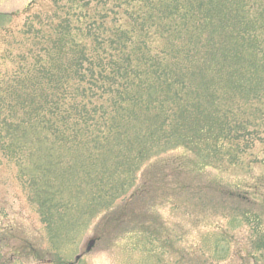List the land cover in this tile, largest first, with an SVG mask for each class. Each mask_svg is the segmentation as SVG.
<instances>
[{
    "label": "rangeland",
    "instance_id": "374dc122",
    "mask_svg": "<svg viewBox=\"0 0 264 264\" xmlns=\"http://www.w3.org/2000/svg\"><path fill=\"white\" fill-rule=\"evenodd\" d=\"M239 1L240 19L247 11L255 42L251 50L238 48L249 56L239 66L252 70V80L234 96L221 93L220 103L232 99L238 118L252 124L221 153L214 144L200 145L203 158L194 153L188 158L182 150L161 152L166 163L185 158L188 174L176 177L168 168L163 180L149 179L145 172L154 156L127 180L123 155L129 159V148L85 159L80 153L86 148L50 146L31 126L14 137L9 128L16 116L30 119L17 104L20 97L27 100V111L34 110L31 84L18 78L30 75L35 60L30 51L42 44L26 33V25L33 21L35 30L45 32L55 2L0 0V13L10 15L0 18V264H264V96L250 93L264 88V0H248L247 6ZM36 81L41 99L46 83L40 75ZM216 87L227 92L224 85ZM213 116L199 117L205 123L186 120L183 132L202 128ZM231 123L239 131L237 119ZM239 151L244 154L238 157ZM230 153L236 162L228 159ZM193 157L215 164L194 172ZM123 183L126 192L105 208L109 192L123 189ZM186 183L193 188L179 189ZM222 190L240 191L244 198L226 201ZM128 201L124 216L114 215Z\"/></svg>",
    "mask_w": 264,
    "mask_h": 264
},
{
    "label": "trees",
    "instance_id": "16d2710c",
    "mask_svg": "<svg viewBox=\"0 0 264 264\" xmlns=\"http://www.w3.org/2000/svg\"><path fill=\"white\" fill-rule=\"evenodd\" d=\"M54 2L45 32L35 30L33 21L26 25V33L36 34L42 44L36 53L30 51L35 58L30 75L18 78L21 84H31L29 103L34 110L27 111V100L20 97L17 104L30 119L16 116L9 128L14 137H21L31 126L43 133L50 146L86 148V153H80L85 159H96L105 149L129 148V159L123 155L127 180H133L143 162L154 156L145 175L163 180L168 168L176 177L189 172L187 160H179L181 155L166 163L159 159L161 152L182 150L188 158L192 153L203 158L200 145L214 144L221 153L252 124L248 118H238L239 107L232 99L220 103L222 94L234 96L252 80V70L239 66L249 56L238 48L255 46L251 22L244 17L248 12L240 19L239 0ZM243 2L247 6L248 0ZM9 16L0 13V18ZM37 75L46 83L41 99L36 95ZM218 84L227 92L219 90ZM250 93L258 99L264 96V88ZM209 113L214 118L202 128L183 132L186 120L205 123L199 117ZM232 119L240 124L239 131L232 129ZM238 157L228 155L231 162ZM176 160L180 162L173 165ZM190 162L198 173L215 164L194 157ZM85 174L90 175L89 170ZM121 187L109 192L105 208L126 192L124 183ZM192 188L189 183L179 187ZM220 194L232 203L244 198L240 191ZM128 203L114 208V215L123 217Z\"/></svg>",
    "mask_w": 264,
    "mask_h": 264
},
{
    "label": "water",
    "instance_id": "95a60500",
    "mask_svg": "<svg viewBox=\"0 0 264 264\" xmlns=\"http://www.w3.org/2000/svg\"><path fill=\"white\" fill-rule=\"evenodd\" d=\"M95 240H91L88 246V250H91V248L94 246Z\"/></svg>",
    "mask_w": 264,
    "mask_h": 264
}]
</instances>
